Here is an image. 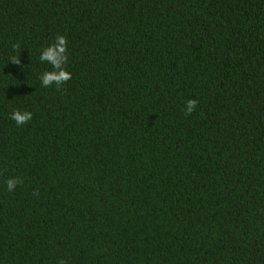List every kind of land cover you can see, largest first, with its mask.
Returning a JSON list of instances; mask_svg holds the SVG:
<instances>
[{
    "label": "trees",
    "instance_id": "trees-1",
    "mask_svg": "<svg viewBox=\"0 0 264 264\" xmlns=\"http://www.w3.org/2000/svg\"><path fill=\"white\" fill-rule=\"evenodd\" d=\"M60 259L264 264V0H0V264Z\"/></svg>",
    "mask_w": 264,
    "mask_h": 264
},
{
    "label": "clouds",
    "instance_id": "clouds-1",
    "mask_svg": "<svg viewBox=\"0 0 264 264\" xmlns=\"http://www.w3.org/2000/svg\"><path fill=\"white\" fill-rule=\"evenodd\" d=\"M13 49L19 52V55L10 56L8 61L19 65L20 61V44L15 43L12 45ZM39 59L43 63H47L51 66V70H45L41 73L39 79L41 85L48 88L55 85L57 89L62 88L63 85L72 78L70 71L66 69L68 62V40L62 34H57L55 39L47 46L42 48ZM198 104L196 99H188L184 105V114L190 115ZM33 114L30 111L15 109L10 114L17 126H22L32 120ZM23 183L22 178L18 176L10 177L6 180V189L8 192H13L16 187ZM58 264H65L63 259L58 261Z\"/></svg>",
    "mask_w": 264,
    "mask_h": 264
}]
</instances>
